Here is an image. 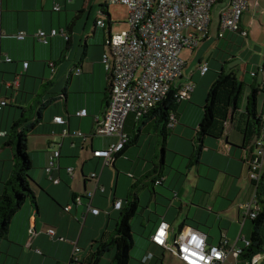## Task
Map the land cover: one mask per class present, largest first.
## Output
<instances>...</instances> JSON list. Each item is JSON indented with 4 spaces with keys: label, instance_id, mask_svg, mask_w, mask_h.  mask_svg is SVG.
<instances>
[{
    "label": "crops",
    "instance_id": "0c3cea01",
    "mask_svg": "<svg viewBox=\"0 0 264 264\" xmlns=\"http://www.w3.org/2000/svg\"><path fill=\"white\" fill-rule=\"evenodd\" d=\"M1 1L0 32L4 36L0 38V101L6 100L8 106L0 111V189L14 171L15 153L8 145L12 125L23 116L33 119L39 111L42 117L28 142L33 164L31 185L37 203L27 202L13 218L9 238L0 245V264H71L75 245L80 249V260L73 264H90L98 243L110 240L120 218L121 210L115 209V202H125L130 195L132 199L138 198L140 209H144L139 217L149 238L136 254L139 262L132 258L130 264H167L168 252L151 241L163 220L170 224L172 237L183 228L192 227L204 233L209 244L219 245L226 239L227 248L244 249L243 238L251 240L253 221L243 215L240 206L251 199L254 191L247 163L253 143L246 146V137L236 126L237 119L247 113V105L240 104V109L231 115L222 138H205L200 162L187 165L198 171L195 170L196 192L185 190L189 180L180 172L185 166L177 167L175 156L183 155L190 164L195 152L204 106L186 103L197 95V88L190 101L179 104L175 112L178 121L173 128L159 123L154 114L141 120L130 115L124 128L129 137L126 149L115 154L111 166H104L103 159L94 157V151L108 149L119 141L118 137L96 135L110 99L109 76L102 63L105 43L112 32H118L109 6L108 14L103 12L105 5H102L96 16L95 8L87 12L72 0ZM228 4L229 0H221L211 11L209 33L204 40L209 67L220 70L223 65L222 71L226 70L223 49L231 48L235 56L230 61L229 72L235 73L248 97L251 85L260 89L258 113L261 114L264 112V0H251L249 10L242 17L241 26L249 31L248 38L230 31L219 37L221 12ZM214 10H217L215 18ZM100 20L105 22V27L98 25ZM53 29H64L69 39L49 37L45 44L35 36L39 31L49 33ZM212 30L217 34L216 42ZM20 33H26V39L19 40L16 36ZM215 58L218 63L213 62ZM77 69L82 72L77 74ZM203 77L199 104L204 89L217 78L215 71L210 74V70ZM189 80L193 81V75ZM82 110H87L86 117L77 115ZM56 117H63L66 123H55ZM64 130H68L67 135ZM55 151L60 152V159L49 173L47 168ZM162 163L165 166L157 169L162 171L160 177L155 169ZM204 167L208 169L204 171ZM69 168L73 169L74 178L68 173ZM94 173L98 180L91 178ZM138 181L142 184L136 185ZM157 181L162 183L156 184ZM90 192H94L92 200L87 197ZM78 197L82 204L75 201ZM170 201L174 202L170 204ZM153 202L155 205L151 206ZM189 202L201 213L193 214L191 208L185 211L184 205ZM89 203L101 213L88 212ZM67 206H71L69 212L65 210ZM32 226L37 231L34 237L29 232ZM51 228L56 231L55 237L47 233ZM150 253L153 259L143 263ZM113 254L114 251L111 257ZM170 260V264H183L171 254ZM239 260L232 254L223 264H245ZM100 264L112 263L103 257Z\"/></svg>",
    "mask_w": 264,
    "mask_h": 264
},
{
    "label": "built area",
    "instance_id": "2783aa9c",
    "mask_svg": "<svg viewBox=\"0 0 264 264\" xmlns=\"http://www.w3.org/2000/svg\"><path fill=\"white\" fill-rule=\"evenodd\" d=\"M221 0H108L111 4H120L127 8L128 28L120 32H112L105 43L106 51L103 54L102 63L109 76L110 99L105 114L101 120L97 136L118 137L119 141L105 150L94 151L95 158H101L104 166H111L115 161V154L122 151L129 141L124 132L125 123L130 115L137 120L147 116L159 104H161L171 91L176 92L179 102L190 101L195 92L196 85L192 81L177 84L183 78L186 62L181 57L184 49L193 52L203 39L208 36L211 11ZM251 0H229L228 6L221 12V24L219 37L223 38L225 32H236L247 38L249 31L243 29L241 20L244 13L249 10ZM59 11L60 7H55ZM3 14V5L0 0V24ZM98 25L105 27V22L100 20ZM4 33L0 32V38ZM36 38L40 42L48 44L49 37L63 36L67 40L69 36L63 29H53L47 33L39 31ZM19 40L27 37L26 33L16 36ZM52 72H55L54 64ZM28 67V63H25ZM202 75L209 71V65L202 63L200 66ZM82 72L77 69V74ZM256 73H253L255 76ZM6 100L0 101V111L7 106ZM80 117L88 115L87 110L77 113ZM262 115L263 127L253 143L252 156L248 159L249 179L254 187L251 199L240 206V210L247 218L255 220L262 211L261 182L264 176V113ZM178 118L175 112L169 116L168 127L173 128ZM54 122L64 125L63 117H56ZM68 130H64V135ZM80 136L84 134L79 133ZM60 159V152L55 151L50 158V166L47 171L56 166ZM68 173L74 178L72 168ZM92 179H99L97 174H92ZM53 178L51 177V180ZM58 183V180L54 181ZM157 181L156 184H161ZM97 189L98 183H97ZM104 191L103 188H101ZM92 200L94 192L87 194ZM82 204L80 197L75 200ZM123 201L115 202L114 207L120 210ZM71 210V206L65 208ZM88 212L99 215L101 210L88 204ZM31 237L37 234L34 226L29 230ZM51 237L56 236L54 229L47 231ZM245 248H227L228 241L224 239L221 244H209L207 236L192 228H183L172 237L170 224L161 221L151 237L152 243L176 256L183 264H223L230 255L236 260L251 246V241L243 238ZM41 253L40 250H37ZM80 249L75 245L72 260L79 262ZM153 258V254L143 259L146 263ZM262 258L261 253L253 256L246 264H258ZM73 264V263H71Z\"/></svg>",
    "mask_w": 264,
    "mask_h": 264
},
{
    "label": "trees",
    "instance_id": "16d2710c",
    "mask_svg": "<svg viewBox=\"0 0 264 264\" xmlns=\"http://www.w3.org/2000/svg\"><path fill=\"white\" fill-rule=\"evenodd\" d=\"M107 7L108 5L103 7L102 10L104 13H107ZM206 38L203 40H206ZM250 87L251 94L248 99L247 113L242 114L237 119L236 126V130L246 137V146L250 145L251 142L254 143L260 134L263 127L261 114L264 113H258L260 89L255 85H251ZM175 94L176 92L174 90L171 91L167 98L149 113L150 115L154 114L158 117L159 123L161 121L168 125L170 114L176 112L181 103ZM243 95L244 87L239 83L235 73L226 72V70L221 71L217 80L212 85L203 107L204 115L197 131L198 138L195 141V152L190 158L189 166L200 162L201 151L204 147L203 141L206 137L222 138L224 136L231 115H234L240 109V102ZM37 116L33 119L26 116L21 117L12 125L9 132L8 145L14 150L15 164L11 177L4 182L2 189H0V245L3 241L8 240L11 223L15 215L27 202L30 201L34 205L37 203L36 195L31 185L33 180L31 177L33 164L28 152L29 137L34 131L39 119H41L42 111H39ZM243 117H247L249 120L243 122ZM126 147L127 144L120 153ZM251 150H253V145ZM164 166L165 164L163 163L156 166L155 173H158L160 177L163 176L162 171L158 172L157 169H162ZM139 184H142V182L140 183L138 181L136 185ZM260 191L261 205H263V208L259 217L252 220L253 232L250 240L251 246L244 251L239 260V262H245V264L256 254H262L264 252V176ZM130 197L123 202V206L120 209V218L116 223L110 240L98 243L97 250L91 254L90 264H100L101 259L113 249H116V252L112 264H130L132 259L131 252L135 246L131 222L141 208L140 203H138V198L134 197L135 199H132ZM71 263L78 262L72 260Z\"/></svg>",
    "mask_w": 264,
    "mask_h": 264
},
{
    "label": "rangeland",
    "instance_id": "374dc122",
    "mask_svg": "<svg viewBox=\"0 0 264 264\" xmlns=\"http://www.w3.org/2000/svg\"><path fill=\"white\" fill-rule=\"evenodd\" d=\"M74 2V4H76V6H79L80 8L82 7H85V9L87 10V12H91L94 8H95V14L96 16H99L100 14V10H101V6L102 5H106V3H108V0H72ZM217 6V5H216ZM216 7H214L213 9H215ZM109 11L111 13V15L114 17V27H116V30L118 32L122 31V30H125L128 28V25L125 24L126 23V19L128 18V10L125 6L123 5H120V4H111L109 5ZM99 13V14H98ZM216 13H217V10H214L213 11V14H212V17L215 18L216 16ZM214 33H215V41H217V34L215 32V30H212ZM204 40L201 41L200 45L193 51L191 52L190 49H184L182 52H181V57L182 59L186 62V67H185V70H184V77L179 79L177 84L180 85L182 83H186L188 81H192V80H189L190 76L193 75V83H195V85L197 86V95L195 96L194 95V98L193 100H191L190 102H187L186 104H192V105H197V106H200V107H203L205 102H206V99H207V95L212 87V83L215 82L218 78V75L219 73L222 71L223 69V65L221 66L220 70H214L213 68H210L209 67V70H210V74H213V72L215 71V74L217 76V78L215 77L213 82L210 84V86L207 88L204 89V92L202 94V104H199L198 103V94L201 90V88H203V84H204V77L200 71V66H201V62L202 63H207L209 65V62H208V54H207V51L205 50V44H204ZM202 49V51H201ZM213 50V49H212ZM224 51V54L226 55V62L224 63L225 64V69H226V72H229V68H230V65H231V62L232 59H234V54L232 53L231 51V48H226V49H223ZM221 52V51H220ZM238 56V55H236ZM211 60L213 59L212 57L210 58ZM220 60V59H219ZM229 60V61H228ZM213 62H217L218 63V60H216V58L213 60ZM229 62V63H228ZM207 80V79H206ZM196 90V89H195ZM246 93V95H245ZM244 93V95L242 96V99H241V102L240 104H245V105H248V92L246 90V92ZM262 99V98H261ZM260 99V104H259V108L261 109V105H262V100ZM247 108V106H246ZM204 111V110H203ZM177 115V114H176ZM194 135V134H193ZM236 135H238V133H236ZM177 158V162H176V166L177 167H181V165H183V168L185 166V170L183 171H180L177 167H173L176 171H180L183 176L189 180L188 183L185 184V190L189 191L191 190L192 193L193 192H196V185H195V181H197V173L195 172V170H193V168L189 169L187 167V165H189V160L188 158H184L183 155H176L175 156ZM204 171L206 169H208V167H204L202 168ZM197 171V170H196ZM198 172V171H197ZM217 186H219V182L217 184ZM225 187H228V186H225ZM225 187H224V190H225ZM220 190V189H219ZM200 191V189H199ZM201 191H204V190H201ZM205 193H208L209 194V191H204ZM173 197V196H172ZM264 199V197H263ZM30 202V201H29ZM174 201H170V204H172ZM151 206H154L155 203H150ZM172 206V205H170ZM175 207V205H174ZM185 207V211L189 210V208H191V213L193 214H196V213H201V210L196 207V206H193L190 204L189 202V205H184ZM171 208V207H169ZM143 207L142 209H140V213L138 212L137 216L133 219V221L131 222V227H132V231H133V238H134V241H135V246L131 252V257L133 258V260L135 261H138L139 262V258L136 257V254L139 253V249L141 248V246L143 245V242H148L149 238L147 236V233L145 232L146 229H144L143 225H144V221L139 217L142 214L143 212ZM171 210V209H169ZM145 223L147 224L146 226H149L148 224V221L145 219ZM145 226V228H146ZM113 233V232H112ZM114 251V254L113 256L111 257V252ZM112 251H110L109 253H107L105 256H104V259L106 261H109L111 263H113V258L115 256V252H116V249H113ZM168 256L167 258L169 260H167V264H170L171 263V260H170V254L172 256H174L172 253L168 252ZM262 258L260 259L259 263L258 264H263V261H264V252H262Z\"/></svg>",
    "mask_w": 264,
    "mask_h": 264
}]
</instances>
